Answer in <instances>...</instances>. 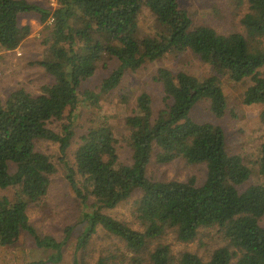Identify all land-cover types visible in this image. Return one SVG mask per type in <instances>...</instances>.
Segmentation results:
<instances>
[{"label":"trees","instance_id":"16d2710c","mask_svg":"<svg viewBox=\"0 0 264 264\" xmlns=\"http://www.w3.org/2000/svg\"><path fill=\"white\" fill-rule=\"evenodd\" d=\"M234 1L247 9L240 20L243 31L223 34L196 25L178 0H57L56 7L0 0V53L19 50L32 34L22 19L36 18L48 32L43 46L50 56L34 64L52 80L38 94L19 88L0 101V191L12 193L0 196V247H13L24 234L48 256L27 264L65 261L73 227L59 241L39 235L28 216L29 205L43 201L57 173L54 158L37 149L45 141L58 145L57 161L83 207L86 229L78 238L73 264H86L82 251L98 228L124 243L123 264L127 259L128 264H264V143L250 163L227 151L222 127L191 117L199 103L207 104L218 120L227 114L224 77L245 87L244 105H264V0ZM143 7L155 19L147 33L140 26ZM186 52L210 66L213 74L200 79L166 68L157 72L162 108L155 112L150 95L142 93L124 119L130 163L121 161L120 141L106 119L78 132L81 106L97 112L102 96L116 90L126 73ZM109 61L118 66L99 92L85 88ZM259 121L264 127V109ZM178 160L205 167L203 181H163L147 175L153 162L165 166ZM136 192L133 216L140 229L105 212ZM209 231L219 233L223 244L207 259L192 250L175 255L162 243L173 235L184 245L194 244ZM115 259L103 256L96 264Z\"/></svg>","mask_w":264,"mask_h":264},{"label":"rangeland","instance_id":"374dc122","mask_svg":"<svg viewBox=\"0 0 264 264\" xmlns=\"http://www.w3.org/2000/svg\"><path fill=\"white\" fill-rule=\"evenodd\" d=\"M29 1L51 6L50 0ZM178 2L181 8L189 12L196 25L209 26L223 34L243 31L240 20L247 9L246 6L239 9L234 0H178ZM154 23V17L146 7H143V15L140 18L142 32L147 33L152 30ZM22 24L31 25L32 34L22 49L12 54L7 70L4 73L1 70L0 101L19 88L38 94L44 85L52 82L44 69L34 64V61L47 59L50 56L48 48L43 46V41L48 33L45 26L41 25L34 17H24ZM18 53L21 56H18ZM117 66L118 63L115 61L105 62L97 70L95 77L84 85L85 88L99 92L102 81L109 77ZM162 68L169 69L175 74L185 72L200 79H206L213 74L211 67L204 64L191 52L179 55L174 53L157 62L147 63L135 72L126 73L116 90L103 95L100 110L98 109L97 112L85 105L81 106L77 112L80 115L79 119L75 122L76 127L80 128L78 132L82 129L85 131L90 125L102 124L106 119L112 125L114 133L120 141L118 149L121 161L130 163L132 154L123 140L127 134L124 119L134 111L135 101L142 93L150 95L155 112L162 108L164 97L162 87L154 81L157 72ZM221 82L228 101L227 114L218 120L210 114L207 104L199 103L193 109L191 117L199 123L208 122L222 127L226 134L227 151L233 155L244 156L250 163L254 162L258 158L259 146L264 143V127L259 121V115L264 109V105H244L242 101L245 87L230 82L227 77L222 78ZM50 127L58 130L59 125L52 124ZM37 149L54 158L57 164V173L52 177L49 192L43 201L29 205L28 216L39 235L52 236L59 241L65 237V230L73 227L63 263L73 264L75 255H77L75 252L78 238L86 229V224L83 223V207L68 184L64 166L57 161L58 145L40 141L37 143ZM69 161H73L72 151ZM205 174V167L188 166L180 160L165 166L153 162L147 171V175L155 180L185 182L195 178L199 183L203 181ZM254 180L255 178L252 182ZM0 196L12 197V193L0 191ZM138 197L139 192H136L116 209L105 212L128 223L133 229H140L133 216L134 203ZM262 225L264 226V218ZM199 239L194 244L184 245L176 241L173 235H169L165 236L162 243L170 245L175 255L182 251L192 250L205 259L209 258L211 253L223 244L221 236L216 231L203 232ZM80 251H77L78 257ZM82 252H84L86 264H96L100 257L109 255L116 257L112 264H123L122 255L125 253V246L123 242L98 228ZM47 257L46 254L37 250L33 240L24 234L13 247L8 249L0 247V264H27ZM127 260V264L130 263V260Z\"/></svg>","mask_w":264,"mask_h":264},{"label":"crops","instance_id":"0c3cea01","mask_svg":"<svg viewBox=\"0 0 264 264\" xmlns=\"http://www.w3.org/2000/svg\"><path fill=\"white\" fill-rule=\"evenodd\" d=\"M23 47V46H22ZM22 47L20 49H22ZM18 51V50H17ZM2 54V61L0 62V69L2 70V72L4 73L8 66H9V62L11 61V54L3 52Z\"/></svg>","mask_w":264,"mask_h":264},{"label":"built area","instance_id":"2783aa9c","mask_svg":"<svg viewBox=\"0 0 264 264\" xmlns=\"http://www.w3.org/2000/svg\"><path fill=\"white\" fill-rule=\"evenodd\" d=\"M51 6L56 7L57 6V0H50ZM18 56H21L20 53H18ZM0 61H1V53H0ZM2 75L1 69H0V76Z\"/></svg>","mask_w":264,"mask_h":264}]
</instances>
